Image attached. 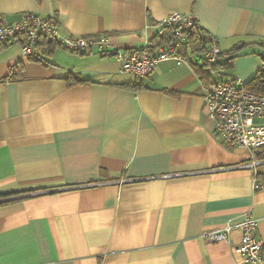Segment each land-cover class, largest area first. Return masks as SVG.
<instances>
[{
    "label": "crops",
    "instance_id": "obj_1",
    "mask_svg": "<svg viewBox=\"0 0 264 264\" xmlns=\"http://www.w3.org/2000/svg\"><path fill=\"white\" fill-rule=\"evenodd\" d=\"M174 11L223 52L247 44L222 74H257L264 0H0L5 22L54 16L61 33L126 52ZM21 47L0 46V264H244L238 229L216 242L202 231L246 210L264 242V176L255 189L239 167L249 151L213 133L190 60L159 61L136 89L114 56L59 45L34 60Z\"/></svg>",
    "mask_w": 264,
    "mask_h": 264
},
{
    "label": "built area",
    "instance_id": "obj_2",
    "mask_svg": "<svg viewBox=\"0 0 264 264\" xmlns=\"http://www.w3.org/2000/svg\"><path fill=\"white\" fill-rule=\"evenodd\" d=\"M157 24L173 28V38L168 45H159L153 50L145 46L126 52L112 46L106 35L63 34L54 16L26 12L18 20L5 22L0 15V43L13 42L23 36L25 42L21 47L22 55L41 60L36 45L39 37L45 35L69 50L97 51L114 56L121 64V71L135 75L133 83L145 84L159 61L174 58L178 62H187L179 53L184 33L191 27L200 26L192 13L180 11L169 13ZM226 57L227 54L219 47L217 37L211 35L197 59L199 64H205V71L213 77L204 86V106L211 120L213 133L222 143L228 147H241L249 151V159L239 164V167L252 170L253 187L257 189L260 187L257 168L264 162L257 156L264 147V94L248 89L246 81L241 78L223 75L222 70L212 67ZM16 67L17 64L10 66L9 77L14 75ZM259 70H264L263 63L260 64ZM233 229L241 232L237 250L242 256L243 263L260 262L264 258V242L257 236V220L249 210L244 211L235 221H227L220 226L203 230L202 235L207 242L228 241Z\"/></svg>",
    "mask_w": 264,
    "mask_h": 264
},
{
    "label": "trees",
    "instance_id": "obj_3",
    "mask_svg": "<svg viewBox=\"0 0 264 264\" xmlns=\"http://www.w3.org/2000/svg\"><path fill=\"white\" fill-rule=\"evenodd\" d=\"M173 28L168 26H161L160 31L151 38L149 45H147V48L150 50L155 49L159 45H168L172 38H173ZM211 34L205 31L202 27H191L188 31L184 33V40L181 43L180 50L183 53L184 56L189 55L186 57V59L190 60L192 63L196 73L204 81V83L210 82L212 79L211 75L205 71V64L201 65L199 64V61H197L198 57L200 56V53L203 51L205 45L210 40ZM13 42H19L22 44L25 42V38L23 36L18 37L16 41ZM13 42H5L0 43V46L6 45ZM257 47L259 48V51L257 52L258 57L260 58L261 63L264 64V39L259 40L255 43ZM60 43L57 42L55 39L48 37V36H41L39 37L37 41V49L39 54H51L53 49L56 46H59ZM247 44L240 42L237 44L232 51L225 52L227 54V57L224 59H221L220 61L216 62L214 65H212L215 69H227L232 66V61L239 53H236L238 50L246 46ZM73 51V50H71ZM78 52V51H74ZM235 52V53H234ZM239 52V51H238ZM85 53V52H80ZM33 59V58H30ZM34 60H38L35 59ZM19 64H17L16 70H18ZM14 76L8 77V79L14 78ZM81 81V79H78ZM205 84V85H206ZM131 86L135 87L136 89H140L145 87V84H137V83H131ZM246 86L248 89L264 94V70H258L257 74L246 82ZM258 158L264 160V147L260 150L258 153ZM264 167V162L262 163ZM264 176V170L258 171L257 176Z\"/></svg>",
    "mask_w": 264,
    "mask_h": 264
},
{
    "label": "rangeland",
    "instance_id": "obj_4",
    "mask_svg": "<svg viewBox=\"0 0 264 264\" xmlns=\"http://www.w3.org/2000/svg\"><path fill=\"white\" fill-rule=\"evenodd\" d=\"M259 60H260V58H259ZM223 75H226L225 73L223 74ZM223 75H221V76H223ZM218 77V76H217ZM220 77V76H219Z\"/></svg>",
    "mask_w": 264,
    "mask_h": 264
}]
</instances>
